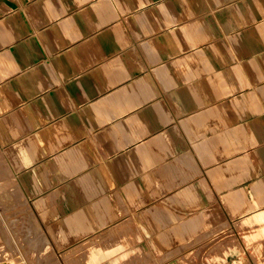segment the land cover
<instances>
[{"label":"crops","instance_id":"crops-1","mask_svg":"<svg viewBox=\"0 0 264 264\" xmlns=\"http://www.w3.org/2000/svg\"><path fill=\"white\" fill-rule=\"evenodd\" d=\"M10 261L264 264V0H0Z\"/></svg>","mask_w":264,"mask_h":264},{"label":"rangeland","instance_id":"rangeland-1","mask_svg":"<svg viewBox=\"0 0 264 264\" xmlns=\"http://www.w3.org/2000/svg\"><path fill=\"white\" fill-rule=\"evenodd\" d=\"M6 224L7 223H5V226H6ZM7 227H8V225H7ZM4 231H6L7 233H9L10 234V229L8 228V229H4ZM38 233V232H37ZM41 233H42V236L44 235V233L42 232V230H41ZM27 234V232H25V234L24 235H26ZM38 235V234H37ZM43 242V241H42ZM12 244V243H11ZM40 244H41V242H40ZM40 244H37V245H30V246H28V245H24V244H18L17 243V245H14V247L13 246H10V248H8L6 251H5V253H17V252H19V253H28V251H29V249L33 252V251H39V249H41V247L43 248V244H42V246L40 245ZM14 248H16V249H14ZM43 251V250H42ZM7 258H9V257H7ZM7 263H9V264H23L21 261H10V262H7Z\"/></svg>","mask_w":264,"mask_h":264},{"label":"bare ground","instance_id":"bare-ground-1","mask_svg":"<svg viewBox=\"0 0 264 264\" xmlns=\"http://www.w3.org/2000/svg\"><path fill=\"white\" fill-rule=\"evenodd\" d=\"M15 189V188H14ZM38 234V233H37Z\"/></svg>","mask_w":264,"mask_h":264}]
</instances>
